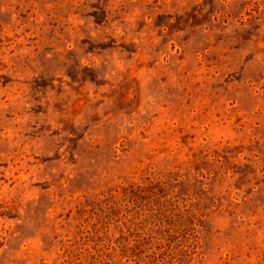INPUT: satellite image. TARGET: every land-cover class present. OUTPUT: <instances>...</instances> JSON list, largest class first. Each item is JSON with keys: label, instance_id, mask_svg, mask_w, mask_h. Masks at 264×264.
Here are the masks:
<instances>
[{"label": "rangeland", "instance_id": "1", "mask_svg": "<svg viewBox=\"0 0 264 264\" xmlns=\"http://www.w3.org/2000/svg\"><path fill=\"white\" fill-rule=\"evenodd\" d=\"M0 264H264V0H0Z\"/></svg>", "mask_w": 264, "mask_h": 264}, {"label": "trees", "instance_id": "2", "mask_svg": "<svg viewBox=\"0 0 264 264\" xmlns=\"http://www.w3.org/2000/svg\"><path fill=\"white\" fill-rule=\"evenodd\" d=\"M129 188H130V192H132V194L135 196V198H138L139 193L143 191V189L140 188L139 186L134 188L132 185H130Z\"/></svg>", "mask_w": 264, "mask_h": 264}]
</instances>
